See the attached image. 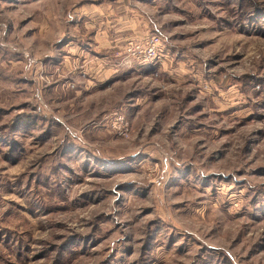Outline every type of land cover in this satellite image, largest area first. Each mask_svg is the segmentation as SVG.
Returning <instances> with one entry per match:
<instances>
[{"label":"rangeland","instance_id":"1","mask_svg":"<svg viewBox=\"0 0 264 264\" xmlns=\"http://www.w3.org/2000/svg\"><path fill=\"white\" fill-rule=\"evenodd\" d=\"M0 264H264V0H0Z\"/></svg>","mask_w":264,"mask_h":264},{"label":"built area","instance_id":"2","mask_svg":"<svg viewBox=\"0 0 264 264\" xmlns=\"http://www.w3.org/2000/svg\"><path fill=\"white\" fill-rule=\"evenodd\" d=\"M163 45L158 36L148 37L144 42L128 43L124 49V57L121 64L129 66L131 64L160 63L164 58ZM117 123L118 134L127 137L129 127L127 122L120 116L114 118Z\"/></svg>","mask_w":264,"mask_h":264}]
</instances>
